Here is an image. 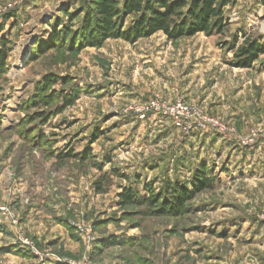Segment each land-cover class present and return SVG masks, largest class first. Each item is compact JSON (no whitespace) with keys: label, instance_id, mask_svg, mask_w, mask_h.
<instances>
[{"label":"rangeland","instance_id":"374dc122","mask_svg":"<svg viewBox=\"0 0 264 264\" xmlns=\"http://www.w3.org/2000/svg\"><path fill=\"white\" fill-rule=\"evenodd\" d=\"M90 4L0 0V264H264V52L233 65L264 0L222 35L81 49Z\"/></svg>","mask_w":264,"mask_h":264},{"label":"trees","instance_id":"16d2710c","mask_svg":"<svg viewBox=\"0 0 264 264\" xmlns=\"http://www.w3.org/2000/svg\"><path fill=\"white\" fill-rule=\"evenodd\" d=\"M230 3L231 0H91L89 7L82 12L85 13V20L81 34L84 36V43L81 49L100 47L109 39H124L136 43L139 39L151 38L159 33H163L170 42L202 33L207 36L222 35L227 28L223 10ZM129 17H133V20L126 28ZM54 39L58 42L60 38L56 35ZM263 52L264 43L261 44L252 39V36L245 35V42L236 53L238 61L233 65L241 68L251 67ZM4 56L5 52L1 51V62ZM64 100V104L68 106L74 103L72 97L65 96ZM45 103L48 105L47 101ZM204 170L197 173L194 191L183 190L178 186L173 188L171 193L175 191L179 194L177 208L180 210L196 193L211 186L212 181L206 178L207 171ZM121 195L124 203H135L131 199V191ZM164 207L166 213H172L168 205L165 204ZM112 245L116 243L113 242Z\"/></svg>","mask_w":264,"mask_h":264}]
</instances>
